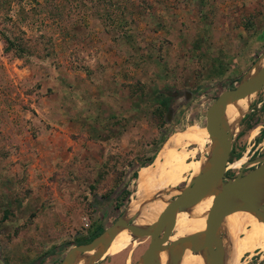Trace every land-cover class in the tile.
<instances>
[{
	"label": "rangeland",
	"instance_id": "1",
	"mask_svg": "<svg viewBox=\"0 0 264 264\" xmlns=\"http://www.w3.org/2000/svg\"><path fill=\"white\" fill-rule=\"evenodd\" d=\"M263 52L264 0H0V264H60L131 200L157 204L134 194L140 173ZM241 157L228 177L264 160V86L234 133ZM147 245L91 264H137ZM253 249L238 264H264Z\"/></svg>",
	"mask_w": 264,
	"mask_h": 264
},
{
	"label": "bare ground",
	"instance_id": "2",
	"mask_svg": "<svg viewBox=\"0 0 264 264\" xmlns=\"http://www.w3.org/2000/svg\"><path fill=\"white\" fill-rule=\"evenodd\" d=\"M263 65L264 58L257 59L248 69L247 77L254 75ZM253 96L254 94H249L244 98L235 99L228 105L225 117L233 134L239 131V122L247 112ZM255 135L256 129L251 132L250 136L252 138ZM211 142L212 137L207 129L204 128L199 132L195 130L192 137L179 138L173 144L162 149L157 156V162L145 167L140 173L137 180L138 185L134 192L136 194L139 191V197L149 193L156 195L157 200L155 202L160 209L149 210L148 208L157 206V204H147L148 200L143 205H138V200H131L123 220H132L134 226L142 230L147 229L155 217L163 211L161 208L167 204L165 193L170 192L177 195L180 192V188L177 187L179 183L184 182V185L189 183L205 168L207 158L211 153ZM198 151H200V157L197 160L195 154H198ZM239 163V160L229 162L228 168L236 169ZM261 185L264 188V182ZM220 186L221 183L216 181L214 189L217 191ZM150 199L152 200L151 196ZM211 201L212 196H208L179 211L176 215L169 243L166 244L168 238L163 241V246L170 244L171 248H175L177 239L202 231L205 228V219ZM260 201L264 202V197H261ZM220 231L224 247L222 264H238V259L250 246H253L259 255L263 254L264 256V222L260 221L250 211H236L226 215L221 223ZM140 238L127 228L119 227L115 232L105 236L103 243L100 244L96 251H87L83 255H78L72 264H89L95 255L102 259L112 254H117L127 245ZM248 253L250 254L251 251ZM207 261L208 257L200 249L199 242L192 240L185 247L178 264H207ZM160 264H171L166 250L160 255Z\"/></svg>",
	"mask_w": 264,
	"mask_h": 264
},
{
	"label": "water",
	"instance_id": "3",
	"mask_svg": "<svg viewBox=\"0 0 264 264\" xmlns=\"http://www.w3.org/2000/svg\"><path fill=\"white\" fill-rule=\"evenodd\" d=\"M261 57L264 58V52ZM263 86L264 65L252 76L247 77L246 73L234 88L224 90L214 98L207 110L205 124L212 137L211 153L205 168L180 189V192L169 201L168 207L155 217L147 229L142 230L134 226L132 220H123L125 211L89 242L70 247L60 264H72L79 254L96 251L105 236L115 232L119 227L127 228L143 240L148 238V245L137 264H160V249L168 252L171 264H178L185 247L192 240L198 241L200 249L206 253L207 264H222L224 247L220 228L224 217L236 211H250L264 222V202L260 201L261 197H264V188L261 185L264 182V160L244 174L240 171L234 177L226 175L234 134L225 117L226 109L233 100L249 94L255 95ZM217 179L220 180L221 186L216 191L214 185ZM208 196H212V201L206 215L205 228L188 237L177 239L175 248H171L170 244L162 246L161 243L172 234L177 213ZM97 259L100 257L93 256L89 264Z\"/></svg>",
	"mask_w": 264,
	"mask_h": 264
},
{
	"label": "trees",
	"instance_id": "4",
	"mask_svg": "<svg viewBox=\"0 0 264 264\" xmlns=\"http://www.w3.org/2000/svg\"><path fill=\"white\" fill-rule=\"evenodd\" d=\"M168 104H169V100L167 97H163L162 99V105L166 108L168 107ZM136 176H137V173H136ZM103 230V228L101 227H98L91 235H90V238L89 240H91L92 238H94L95 236H97L99 233H101ZM81 243H84V241H77V244H81Z\"/></svg>",
	"mask_w": 264,
	"mask_h": 264
},
{
	"label": "crops",
	"instance_id": "5",
	"mask_svg": "<svg viewBox=\"0 0 264 264\" xmlns=\"http://www.w3.org/2000/svg\"><path fill=\"white\" fill-rule=\"evenodd\" d=\"M122 24H123V23H120V25H122ZM116 27H117L120 31H122L121 29H125V28H126V27H123V26H120V27L116 26ZM68 87H69V86H68ZM69 88H70V87H69ZM69 88H68V89H69ZM71 88H72V87H71ZM58 90H59V89L55 90L56 92L53 90V92H54V94H55V96H56L57 98H59V96H60V94H61V92H59Z\"/></svg>",
	"mask_w": 264,
	"mask_h": 264
},
{
	"label": "flooded vegetation",
	"instance_id": "6",
	"mask_svg": "<svg viewBox=\"0 0 264 264\" xmlns=\"http://www.w3.org/2000/svg\"><path fill=\"white\" fill-rule=\"evenodd\" d=\"M251 135V134H250ZM237 160H239L240 161V163H239V166L242 164V163H244L245 161H246V158H244V157H241V158H239V159H237ZM230 162H232V161H230ZM238 166V167H239ZM247 166V165H246ZM248 167V166H247ZM247 167L245 168H242L241 169V171H242V173H244L245 172V170L247 169ZM240 171V170H239Z\"/></svg>",
	"mask_w": 264,
	"mask_h": 264
}]
</instances>
